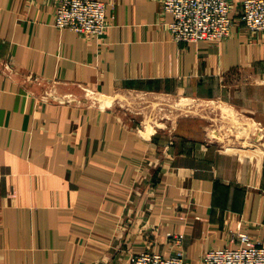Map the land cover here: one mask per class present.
<instances>
[{
	"label": "crops",
	"instance_id": "obj_1",
	"mask_svg": "<svg viewBox=\"0 0 264 264\" xmlns=\"http://www.w3.org/2000/svg\"><path fill=\"white\" fill-rule=\"evenodd\" d=\"M100 1L91 38L57 28L53 0H0V264L264 246V32L244 0L226 39L192 44L162 0Z\"/></svg>",
	"mask_w": 264,
	"mask_h": 264
},
{
	"label": "built area",
	"instance_id": "obj_2",
	"mask_svg": "<svg viewBox=\"0 0 264 264\" xmlns=\"http://www.w3.org/2000/svg\"><path fill=\"white\" fill-rule=\"evenodd\" d=\"M54 24L60 30L91 38L103 37L111 27L107 7L100 0H53ZM162 10L172 20L167 30L177 44L212 43L226 39L232 32L231 0H162ZM240 18L251 32H264V0H244ZM179 243L182 236L175 237ZM202 264H264V246L247 234L235 246L207 249ZM125 264H185L181 249L164 255L143 250L131 253Z\"/></svg>",
	"mask_w": 264,
	"mask_h": 264
},
{
	"label": "rangeland",
	"instance_id": "obj_3",
	"mask_svg": "<svg viewBox=\"0 0 264 264\" xmlns=\"http://www.w3.org/2000/svg\"><path fill=\"white\" fill-rule=\"evenodd\" d=\"M163 103V102H162ZM174 103V102H173ZM179 105H181V104H179ZM163 106V104L162 105H160V107H162ZM177 109H180V106H177L176 107ZM135 109H136V107H135ZM137 109H139V108H137ZM173 112L175 113V121L177 120V118L180 116L179 114H177V113H180V110H174L173 109ZM195 112V111H194ZM198 114H197V113ZM195 113V116L194 117H199L200 116V113H199V110H197ZM162 115V114H161ZM192 115H194V113H192ZM181 116H184V113L183 114H181ZM156 118H158V115H157V117ZM159 124H160V127L162 126V124H167V125H169L170 124V122L169 121H167L164 117H162V118H160V119H158V121H157ZM175 124H176V122H175Z\"/></svg>",
	"mask_w": 264,
	"mask_h": 264
}]
</instances>
